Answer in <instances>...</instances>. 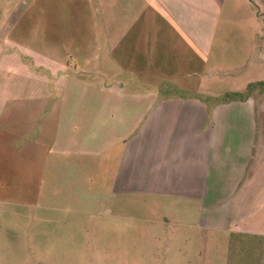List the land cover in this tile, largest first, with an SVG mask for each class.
Returning <instances> with one entry per match:
<instances>
[{"label": "crops", "instance_id": "0c3cea01", "mask_svg": "<svg viewBox=\"0 0 264 264\" xmlns=\"http://www.w3.org/2000/svg\"><path fill=\"white\" fill-rule=\"evenodd\" d=\"M259 18L253 0H0V189L56 201L76 239L98 204L120 234L130 199L264 232V75L214 89L246 58L264 74Z\"/></svg>", "mask_w": 264, "mask_h": 264}, {"label": "rangeland", "instance_id": "374dc122", "mask_svg": "<svg viewBox=\"0 0 264 264\" xmlns=\"http://www.w3.org/2000/svg\"><path fill=\"white\" fill-rule=\"evenodd\" d=\"M253 2L260 17L257 28L264 36V5ZM246 60L240 79H216V96L244 94L248 86L240 82L264 75L255 68L257 57ZM239 87L242 92L233 91ZM8 186L1 184L0 189V261L4 264H19L23 257L30 264H264V232L242 233L232 225L218 228L210 220L206 226H196L198 220L163 207L139 209L135 199L122 212L120 234L106 229L108 215L98 204L96 216L80 225L85 236L76 239L80 232L67 223L72 213L59 209L54 200L50 208L35 197L18 202L9 195ZM258 220L262 227L263 218ZM58 227L64 228L61 233ZM72 239L77 244L73 249L68 245Z\"/></svg>", "mask_w": 264, "mask_h": 264}, {"label": "trees", "instance_id": "16d2710c", "mask_svg": "<svg viewBox=\"0 0 264 264\" xmlns=\"http://www.w3.org/2000/svg\"><path fill=\"white\" fill-rule=\"evenodd\" d=\"M256 85H258V83L250 84L249 91ZM245 95H246V93L245 94L231 93V94H229V95H227L225 97H222V99L223 100H228V99L233 98V97H242V96H245Z\"/></svg>", "mask_w": 264, "mask_h": 264}]
</instances>
